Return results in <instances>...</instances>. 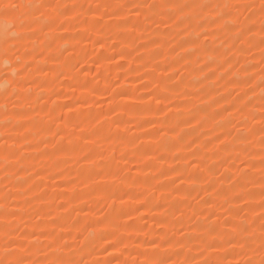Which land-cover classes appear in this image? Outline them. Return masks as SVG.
Returning <instances> with one entry per match:
<instances>
[{
	"label": "rangeland",
	"instance_id": "374dc122",
	"mask_svg": "<svg viewBox=\"0 0 264 264\" xmlns=\"http://www.w3.org/2000/svg\"><path fill=\"white\" fill-rule=\"evenodd\" d=\"M54 2L76 5L55 31L45 9L0 16V258L15 241L33 264H145L166 235L176 264H243L253 253L229 245L231 225L258 246L264 211L262 0ZM161 2L173 7L116 8ZM30 12L44 16L19 27Z\"/></svg>",
	"mask_w": 264,
	"mask_h": 264
},
{
	"label": "snow or ice",
	"instance_id": "6c2138e0",
	"mask_svg": "<svg viewBox=\"0 0 264 264\" xmlns=\"http://www.w3.org/2000/svg\"><path fill=\"white\" fill-rule=\"evenodd\" d=\"M82 7V6H81ZM97 7H101L100 5H97ZM105 8L111 7V5H104ZM173 7L172 5H168L166 3H134L131 5H124V4H119L116 5L117 9H124L127 8L130 11L134 10L135 14L137 16L140 15V9L142 8H147L149 11H155L157 9L164 10ZM225 7H228L227 5ZM237 8L240 7V5H236ZM243 7L247 10L252 7H254L251 4L243 5ZM27 8L29 10L35 9L36 12H39L41 9H45L51 13L47 17V27L48 31H55V28L52 27V25H55L57 23V20L60 17H63L65 19L71 17L72 19H75L76 17L71 15L76 8V5H61L59 3L54 2H43L41 0V3H32L31 0L27 4H13V3H8V4H0V16H3L5 18L11 17L13 13H18L20 12L21 9ZM260 13H261V28L260 31L264 33V0L261 2L260 6ZM31 15L33 18L39 20L41 17L44 16V13H40V17H36L35 12H30V13H21V15L18 17L20 24L19 27L23 28L25 26V19L24 17L26 15ZM163 15V11L160 13ZM115 15L119 16L121 20H123L125 23H127L129 17L125 15L121 11L115 12ZM248 19H251V17H248ZM213 23H218L217 21H213ZM58 27L63 26V21L61 20L60 23L57 25ZM16 25L11 21L7 20L5 24V34L7 35L8 32L13 31L15 29ZM32 32H35L36 29L32 28L29 26ZM223 27H228L227 25H224ZM254 30V26L248 27L246 30H241L238 35L237 39L243 42V37L247 33H251ZM63 38V37H62ZM251 43V41H249ZM260 47H261V52L264 53V36L261 37L260 39ZM11 51V49H9ZM67 51V49H65ZM14 55H16L15 52H13ZM264 63V60L261 61ZM26 68H30L31 65H26ZM42 87V86H41ZM21 88L23 89V85H21ZM242 111V110H241ZM255 119V117H253ZM260 134H261V144L264 145V112L261 114L260 118ZM54 135H59V132L55 133ZM219 139V137H218ZM223 143V141H221ZM62 150V148H61ZM225 150H227V146L225 145ZM191 163V162H190ZM246 162L242 161V164H245ZM260 165H261V171L264 172V156H261L260 160ZM196 167L199 169L200 165L196 164ZM254 167V166H253ZM210 171V169H209ZM246 178V177H245ZM251 197V194H249ZM254 199V197H253ZM205 203H208V201H205ZM259 204L261 209H264V176L261 178V192H260V200ZM240 211H243L241 209ZM208 217H205L207 219ZM178 220L179 217H176ZM259 222H260V235H259V240L260 243L258 246H253L254 241L249 242L246 237L250 235L249 233V225L247 224H233L231 225V231L229 233V239L228 243L233 247V249L236 247L237 243H239L240 248H244L247 246L253 253L252 256H249L246 260L243 261V264H264V211L261 212V214L258 217ZM213 232L216 231V228L213 227L211 229ZM181 234L184 235L183 230L181 229ZM35 235V234H33ZM242 237L245 238V242L240 243L237 241V237ZM187 238V237H186ZM222 238V237H221ZM38 239V237H37ZM173 239L174 237H166V235H160L158 239H153L149 243L152 245L153 249L156 250L158 258H152L148 259L145 261V264H176L175 261H172L171 258L167 255V249L173 247ZM217 237H213V240L215 241ZM15 241L11 242L8 247L5 249L3 257L0 258V264H33L32 261L28 260L25 258L23 255H20L19 253L15 252L12 250V244H14ZM181 249L185 247L183 242H179ZM69 248V253L74 255V249L70 245H66ZM110 246L115 247V244H110ZM22 247V246H21ZM49 248H52V245H48ZM208 247L213 248V249H218V245L216 243H211L208 245ZM161 249H165L164 252H160ZM24 250V249H22ZM27 251H30V249H27ZM106 251V249H105ZM179 254V253H176ZM10 257H15L14 259H9ZM45 264H88V262L84 259L81 260H76L74 258H65L63 254L58 256L56 259H46ZM96 264H101V262L97 261ZM183 264H192V261H184ZM203 264H224L223 261L219 260H210V259H205ZM236 264H241L240 261H236Z\"/></svg>",
	"mask_w": 264,
	"mask_h": 264
}]
</instances>
